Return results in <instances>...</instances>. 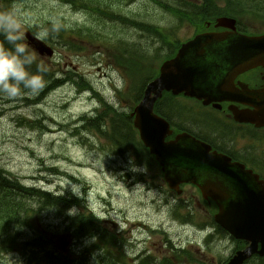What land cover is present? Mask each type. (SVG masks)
I'll list each match as a JSON object with an SVG mask.
<instances>
[{"label":"rangeland","instance_id":"rangeland-1","mask_svg":"<svg viewBox=\"0 0 264 264\" xmlns=\"http://www.w3.org/2000/svg\"><path fill=\"white\" fill-rule=\"evenodd\" d=\"M136 3L126 13L147 18L150 23L169 30L173 27V19L154 4L145 0H138ZM109 9L115 12L113 7ZM12 10L17 13L13 25L19 24L23 32L29 26H39L38 30L41 31L49 22L65 24L66 29L74 33L78 29L85 31L82 38L70 41L80 47V53L66 47L57 48L54 58L45 59L47 64L54 65L58 71L73 70L84 75L107 101L116 104L117 109L126 108V104L117 99L113 86L124 85L120 71L112 65L101 47L94 45L101 44V40L91 42L87 34L89 29L95 27L97 31L99 26L101 30L97 32L102 36L113 35L118 30L110 28L108 31L105 24L100 25L96 16L93 15V20L96 21L94 23L92 14L86 13L84 9L65 5L57 0H28L14 4ZM120 10L117 8L116 12ZM113 19L114 24L117 23L120 28L131 29L127 28L119 13L114 14ZM193 33L192 29L175 23V38L185 39ZM138 36L136 33L127 35L124 31L119 37L124 42L133 43L132 40ZM119 47L120 44L113 49L117 50ZM0 106V167L19 177L28 187L46 189L54 195H68L66 191L72 192V186L77 196L87 198L89 207L106 221L109 228L125 233L129 244V260L148 252L161 263L165 259L164 254L169 253L166 252L168 247L165 248L164 236L150 233L144 225L149 226L152 231H164L173 244L199 252L209 263L219 264L231 255L235 248L232 241H219L205 246L206 233L200 232L194 225H185L174 219L171 208L165 205L168 187L160 179L155 180L153 171L148 173L136 170L135 174L140 176V182L128 184L121 179L123 174H119L120 165L125 160L100 150L103 145L110 148L109 142L86 131L73 134L74 127L78 125L77 119L89 115L87 113L100 106L90 94H79L77 87L70 84L52 93L39 106H26L25 102L14 101L0 102ZM89 135L94 137L93 143L96 146L90 145V140H87ZM89 146L96 147L97 150L94 151ZM128 161L132 162L130 158ZM129 166L132 167V163ZM142 173L147 175L145 181L141 180ZM28 203L37 207L34 200ZM193 207L201 210L199 206ZM48 211L51 213L41 215L40 228L42 225L49 227L52 235L57 237V242L69 244L62 245V251L69 253L89 243L88 240L74 243L64 237L65 228L69 226L68 218L65 225V219H57L56 211ZM72 212L70 217L76 213L75 209ZM3 264L27 263L20 255H10Z\"/></svg>","mask_w":264,"mask_h":264},{"label":"water","instance_id":"water-1","mask_svg":"<svg viewBox=\"0 0 264 264\" xmlns=\"http://www.w3.org/2000/svg\"><path fill=\"white\" fill-rule=\"evenodd\" d=\"M226 24V23H225ZM28 44L41 55L53 52L26 33ZM264 64V37L249 39L230 34H204L183 46L177 58L164 65L158 80L148 85L136 108L135 125L145 145L163 166L172 187L192 182L218 202L216 221L235 238L250 243L230 264H243L252 255H264V186L242 165H231L209 154L188 136L165 143L168 125L153 114L164 91L213 100L226 92L219 80ZM255 105V103H254ZM261 250L259 251V245Z\"/></svg>","mask_w":264,"mask_h":264},{"label":"trees","instance_id":"trees-1","mask_svg":"<svg viewBox=\"0 0 264 264\" xmlns=\"http://www.w3.org/2000/svg\"><path fill=\"white\" fill-rule=\"evenodd\" d=\"M28 0H0V22H3L7 19L10 22L11 17L13 16L12 6L16 3L26 2ZM66 4L72 5L75 8H82L86 11L92 12L97 17V21L101 24L104 23L103 18L108 20H113L114 14H116V9L121 8L124 5L134 3L137 0H59ZM155 6L166 11V13H173L174 16L179 17L182 20V23L187 25L197 27L199 29L204 28L206 22H213L217 17H219V6L221 2H226L230 4V8L225 10V13L234 15L239 9L244 5L245 1L247 5H253L257 3H264V0H201L200 4L193 3H181L168 5V0H145ZM264 6V5H263ZM113 7L115 10L109 9ZM124 23L132 24L144 30L149 34H158V37L161 38L164 42L168 41V36L164 31L158 30L157 28L149 27V24L141 21L136 22L135 20L122 19ZM46 29L49 31V36L46 39L47 41H54L57 45H66L71 46L70 43L66 41L67 37L71 36L72 31H68L66 27L59 25L54 26L49 24ZM55 29V31H53ZM78 32L81 34L83 31ZM89 32V38L91 42H96L98 39L101 40L99 34H95L92 31ZM0 40H3V37L0 36ZM172 44V43H171ZM117 64L119 66H125L130 70V64L134 62V67L137 70V73L131 77L130 76V97L136 99V102H139L142 97L146 85L153 81L157 77L158 72L154 69L144 71L148 69L150 62H154L149 59L148 55L138 56L136 59L123 56L121 60L119 57H116ZM40 61L37 60L31 66V71H36V65ZM136 63V64H135ZM48 68V67H47ZM45 80V86L40 90L36 95L39 97L37 100L43 98L50 91L56 89L61 83L60 80L55 79L54 73L48 68V71L43 74ZM1 99V98H0ZM26 104L34 103L35 100L23 99ZM126 101H129L126 99ZM131 102V101H130ZM164 114V113H163ZM114 120L119 127H115L119 131V136L123 139L121 144L124 142H129L131 140L130 135L128 134L129 127L127 126L125 119ZM128 119H130L128 117ZM103 120V117H100L98 120L92 122V128L96 130L99 128L97 123ZM119 121V123H118ZM134 143V141H131ZM141 149L144 150L141 145ZM34 200L36 201V206L39 207L38 211H43L47 208L51 210L55 209L58 213H65L68 209L76 203L72 199H66L62 197H57L49 193L41 192V190L34 188H27L21 184L12 175L8 174L6 171L0 169V264L4 257L12 253H19L28 257L29 264H73L72 261L67 259L58 252L56 249L51 247V242L44 239L41 233H37L34 228V223L37 211L33 210V204H29L27 201ZM72 203V204H71ZM179 210L181 207H178ZM175 214H177L175 212ZM190 214V212H189ZM102 223L87 214H80L77 217L69 219L68 230H73L75 236L78 238L87 237V238H97L96 244L91 246L89 249L85 250L82 253L81 258L78 260L79 264H86V256L89 251L92 252V248H97L101 256L99 257V264H116L115 258L119 253V241L114 236L113 233L109 232L107 229H104L101 225ZM31 230L33 234L32 237H28V230ZM43 236V237H42ZM238 249L245 247L244 242H238ZM255 264H264V260L260 259Z\"/></svg>","mask_w":264,"mask_h":264},{"label":"clouds","instance_id":"clouds-1","mask_svg":"<svg viewBox=\"0 0 264 264\" xmlns=\"http://www.w3.org/2000/svg\"><path fill=\"white\" fill-rule=\"evenodd\" d=\"M0 36L3 37V40H0V98L15 100L22 95L38 94L45 86L43 74L48 68L40 61L36 65V71H31V66L38 58L23 42L22 27L5 19L0 22ZM48 36L47 29L37 33L38 39H47ZM71 188L73 195H76L74 188Z\"/></svg>","mask_w":264,"mask_h":264},{"label":"flooded vegetation","instance_id":"flooded-vegetation-1","mask_svg":"<svg viewBox=\"0 0 264 264\" xmlns=\"http://www.w3.org/2000/svg\"><path fill=\"white\" fill-rule=\"evenodd\" d=\"M260 82V81H263L264 82V71L263 70H259V72L255 73V72H251V73H247V74H244V75H241L239 76L237 79H236V82H237V85H240V84H243V85H246L248 88L250 89H257L261 86H264V83L263 85H261L260 83H257V82ZM231 105H235V106H238L239 108L243 109L245 108L243 105L241 104H238V103H235V104H231L230 102H224V104H222L223 106V109L224 108H228L229 106ZM221 121L223 125H228V121H227V116H221V115H217V121ZM198 129H202L201 126H196ZM239 127L241 129H250L251 131L253 129H255L253 126H250V125H246V126H243V125H239ZM257 130V129H255ZM206 132V128L204 127V135L206 136L205 134ZM220 137H219V134H213L212 137L209 139V137L207 138H202L203 141L207 142L209 145H211L212 147H215V148H218V146L214 145V141L218 140ZM240 140V141H239ZM238 142H234L233 143V146H232V150L234 152H238L239 154L243 155L244 157L247 158L248 160V163H249V167L252 168L254 171H260V170H263L264 171V166L260 165V164H264V160L262 161H258L256 159H254L248 152H246L245 149H242V150H238L239 148V145L241 144V141L242 143H246L247 146H251L252 144V136H246V135H243L242 136V139L239 138ZM224 143H228L227 140H223ZM218 150L220 151H223L222 149L218 148ZM224 152V151H223ZM230 154V153H228ZM186 203H191L190 201H187ZM196 203V202H194Z\"/></svg>","mask_w":264,"mask_h":264},{"label":"bare ground","instance_id":"bare-ground-1","mask_svg":"<svg viewBox=\"0 0 264 264\" xmlns=\"http://www.w3.org/2000/svg\"><path fill=\"white\" fill-rule=\"evenodd\" d=\"M168 1H170L169 2V4L168 5H171V4H173V3H176V0H168ZM134 21V20H133ZM126 25H127V28H131V29H134V30H136V29H139V28H137L136 26H134V25H132V24H127V23H125ZM140 30V29H139ZM142 31V30H141ZM143 32H145L144 30H143ZM83 88H87V87H85V86H83ZM41 192H44V191H41ZM45 193H49V192H45ZM49 194H52V193H49ZM52 195H54V194H52ZM54 196H57V197H62V198H68V199H72V200H74L69 194L68 195H62V196H59V195H54ZM75 201V200H74ZM27 202H29V200L27 201ZM37 203V202H36ZM38 204V203H37ZM72 204V203H71ZM39 205V204H38ZM75 207H76V203L75 204H73L69 209H68V211H66L65 212V214H68V215H70V212H72L74 209H75ZM48 210H51V208H47ZM51 211H56L57 213H58V211L57 210H55V209H53V210H51ZM58 214H60V213H58ZM68 219H69V217H68Z\"/></svg>","mask_w":264,"mask_h":264}]
</instances>
